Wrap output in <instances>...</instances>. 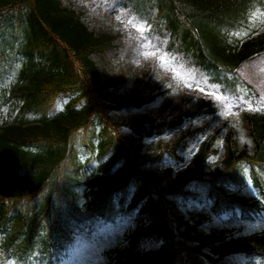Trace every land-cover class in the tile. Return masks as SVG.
Segmentation results:
<instances>
[{
	"label": "trees",
	"instance_id": "trees-1",
	"mask_svg": "<svg viewBox=\"0 0 264 264\" xmlns=\"http://www.w3.org/2000/svg\"><path fill=\"white\" fill-rule=\"evenodd\" d=\"M158 4L155 6L161 8L164 16L168 13L181 23V47L197 48L203 54H193L197 63L233 69L242 61H248L251 54L264 49V33L242 43L236 50L230 49L232 46L229 45L228 28L246 27L256 0H159ZM96 29L85 10L76 8L71 2L0 0V51L2 47L5 49L9 65L22 60L32 67L26 71L28 79L22 88L23 97L29 100V104L36 105L39 104V96L43 102L50 103L60 92L71 90L76 94L63 114L51 119L42 118L39 123L25 127L11 126L1 133L0 197L31 199L43 214L50 215L53 226L61 225L62 202L71 203L75 209L80 203L77 186L81 182L78 166L82 157L98 151L97 159L101 163L94 170L93 180L88 186L96 188L92 190L90 201L97 207L108 196L113 195L114 198L116 192L129 194L133 190L140 213H144L150 223L157 224L148 237H160L166 246L215 248L217 243L223 249L229 246H264V238L260 237L243 243L216 242L221 239L219 236L197 229L196 225L185 224L187 213L179 208V201L189 197L203 199L210 196L219 210L231 205L224 199L226 196L231 197V202L243 201L236 186L246 177L242 173L245 161L264 160V116H245L253 142L252 150L241 142L233 124L224 140V157L212 164L211 159L219 153L217 141L224 129L217 128L202 144L192 166L172 180V169L159 176L150 165L164 162L163 154L159 152L162 149L155 150L154 147L153 152L143 155L140 146L133 143L126 133H120V129L126 128L140 140L155 129H173L196 114L214 112V109L201 97H189L193 100L191 105L187 99H182L170 108L167 101L152 124H144L146 118H134L110 125L106 118L109 111L152 102L165 92L166 79H156L149 70L122 72L108 77L103 72V67H107L104 55L117 53L125 42L116 29ZM73 61L82 71L74 67ZM127 82L131 86L126 97L111 96L112 89ZM81 99L86 103L76 107ZM98 124L102 125L101 132ZM194 134V130H189L171 145L166 144L169 145L166 157L171 155L177 159L167 158L171 163L182 161L180 152L188 148ZM166 208L185 237L186 244L168 228L164 218ZM188 214L195 217L197 212ZM9 224L12 225L11 237L25 234L22 239L25 244L47 241L46 237L34 238L36 224L26 223L28 227L12 221ZM138 228L132 231L128 246L138 241ZM159 257L145 264H172L169 260L160 261Z\"/></svg>",
	"mask_w": 264,
	"mask_h": 264
},
{
	"label": "rangeland",
	"instance_id": "rangeland-1",
	"mask_svg": "<svg viewBox=\"0 0 264 264\" xmlns=\"http://www.w3.org/2000/svg\"><path fill=\"white\" fill-rule=\"evenodd\" d=\"M82 1L85 4H88L92 10L96 8H99V9L104 8L103 6L98 5V4L97 6H95L94 0H82ZM116 16L123 17V18H126L127 20H130V18L126 17L122 13H117ZM154 53L161 54L160 64L164 66V70H167L171 76L175 77L174 81L176 83V86L169 91V95L172 96L173 99H178L181 96V92L178 91L177 84L185 85L184 86L186 89L185 93H195V92H198L196 91L198 89H200L201 91H205V92L210 91V92L218 93L217 92L218 89L212 88L213 86L207 84L205 82L204 77L196 76V73L194 72V70H191L190 68L186 67L185 64L183 63L176 62V60L168 56L158 46L150 44L148 39L144 45H140L134 48L133 55L130 57V59L127 58L124 62L126 64L127 63L130 64V62L137 63L144 56L150 57ZM124 66H125L124 64L123 65L116 64L114 68H111L108 66L105 71L108 73L107 75H110V74L112 75L113 73H116L117 71L122 70ZM189 85H191V87H189ZM128 90H129L128 86L120 88V89H116L111 94V96L116 97V98H122L124 97V95H126ZM162 102H163L162 100H158L155 103H152L150 105H147L145 107H142L136 110H129V111L122 110V111L111 112L110 117L112 119L119 120L122 118H131L134 116H141V117L154 116L158 112L159 108L161 107ZM259 105H262V104L260 103ZM252 106L253 105L250 102H248L240 106V108L238 106L237 109H234L233 106H231L230 111L233 113L239 112L238 114H236V115H239L243 107H252ZM59 107H62V106H59ZM259 107L260 106H257L255 108H259ZM239 130H240L241 138L244 141H247L248 139L247 131L243 127V125H241V123L239 125ZM165 137H166L165 139L170 138L169 134H166ZM156 139L157 138H153V137L147 138L146 140H144V144L146 146H149ZM196 148L197 146L194 145L188 151L186 155V161L182 165V167L185 166L186 162L189 160V158L191 157L192 153L194 152ZM164 168H167V166H164ZM179 168H181V166L176 167L175 170L178 171ZM209 206H210L209 203H206L205 208L209 209ZM130 218L131 216L122 214L119 217L120 220L117 221L116 223L115 221H113V222H110L109 225H105L102 227H95L91 230H89L88 228V229H83L79 231V233L76 235V238H74V241H72L71 247L69 248V250L62 256L61 258L62 261L67 264H98L99 263L98 257L95 255L94 251L101 250L102 248H106L109 246H113L119 238L121 239L124 231L127 228H129L131 225L129 223ZM212 221H213L212 224L215 226H224V225L231 226L233 224L242 223L245 226L246 232L256 231L261 228H264V219H256V220L245 222L241 220L236 221L235 219L227 218V217H221V218L213 217Z\"/></svg>",
	"mask_w": 264,
	"mask_h": 264
},
{
	"label": "snow or ice",
	"instance_id": "snow-or-ice-1",
	"mask_svg": "<svg viewBox=\"0 0 264 264\" xmlns=\"http://www.w3.org/2000/svg\"><path fill=\"white\" fill-rule=\"evenodd\" d=\"M189 87H191V85H189Z\"/></svg>",
	"mask_w": 264,
	"mask_h": 264
}]
</instances>
